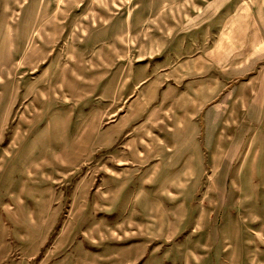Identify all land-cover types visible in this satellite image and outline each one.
I'll return each mask as SVG.
<instances>
[{
    "label": "rangeland",
    "instance_id": "1",
    "mask_svg": "<svg viewBox=\"0 0 264 264\" xmlns=\"http://www.w3.org/2000/svg\"><path fill=\"white\" fill-rule=\"evenodd\" d=\"M0 264H264V0H0Z\"/></svg>",
    "mask_w": 264,
    "mask_h": 264
},
{
    "label": "crops",
    "instance_id": "2",
    "mask_svg": "<svg viewBox=\"0 0 264 264\" xmlns=\"http://www.w3.org/2000/svg\"><path fill=\"white\" fill-rule=\"evenodd\" d=\"M189 63L186 64H181V66L183 67V70H181V72L179 73V75L174 76V79H168V80H180L182 81V83H185L184 80L187 78V76H196L197 72L199 71V69H205L204 66H202L200 63V60H193V61H187ZM180 65H173L170 66V68H168V70H170L173 67H178ZM178 78V79H177ZM213 85V84H212ZM210 95V94H208Z\"/></svg>",
    "mask_w": 264,
    "mask_h": 264
}]
</instances>
